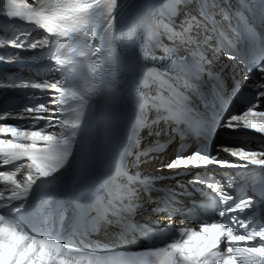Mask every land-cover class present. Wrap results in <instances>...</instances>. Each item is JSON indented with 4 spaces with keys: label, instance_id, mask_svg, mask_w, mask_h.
I'll return each instance as SVG.
<instances>
[{
    "label": "snow or ice",
    "instance_id": "6c2138e0",
    "mask_svg": "<svg viewBox=\"0 0 264 264\" xmlns=\"http://www.w3.org/2000/svg\"><path fill=\"white\" fill-rule=\"evenodd\" d=\"M182 3L184 0H173L167 15H177V5ZM125 6L124 0H33L31 3L28 0H0V15L34 26L21 33L23 39L19 42L12 40V45L23 49L42 50V54L47 53L46 58L51 61L49 70L61 74L60 79L51 82L45 80L42 83L20 85L39 89L41 93L46 90L51 92L52 98L48 103L55 107H48L45 103L25 107L20 118L29 119L31 123L28 125L0 122V184L4 185V188H0V264H264V222H259L253 215L246 213V210L254 208L253 200L241 198L237 203L219 181L203 179L200 174L189 183L206 185L215 193L216 198L205 206L203 218L185 212L173 224L170 214L168 228L176 235L163 247L131 251L92 242L80 248L57 237L38 235L29 226L31 198L41 189L54 187L80 157L82 137L88 121L86 109L102 93L107 92L118 98L117 76L102 68L101 54L112 53L115 63L122 62V58L116 54L114 29ZM219 7L218 0H198L200 17L208 24H203L190 13H186L185 20L181 21V30L160 22L161 27L168 33L167 39H179L185 47L192 48L190 55L195 58L196 65L193 75L198 76L205 72L204 65L211 63L201 50V42L194 34L195 29L203 27L208 31V25H211L212 31H220L223 36L222 30L215 26V15L212 11ZM236 15L240 19L244 18L242 13ZM223 18L231 19L227 14ZM134 31L132 29L129 32V38H132ZM249 34L255 43L258 39L257 33L249 28ZM211 39V36L206 35L203 45L211 47ZM220 47L223 45L218 42L215 50ZM164 51L170 63L183 64L185 58L177 57L174 47L164 45ZM226 55L228 60L234 62V68L237 63L247 65L251 62L239 52ZM164 58L153 56V61ZM258 71L261 81H264V63ZM149 74L159 78L158 72ZM207 74L210 79H218L220 75L211 71ZM245 79L253 77L246 76ZM2 86L4 85L0 84ZM182 86L185 90L202 95L187 74ZM169 87L168 98L161 97L159 93L151 101L142 96L135 97L137 115L131 130L134 148L139 147L140 130L158 124L161 120L175 122L177 127L173 131L178 132L181 137L184 131L180 125L183 124L187 131L209 142L218 129H244L264 137V110H258L262 103L261 98L264 97V82L248 85L251 92L241 97L248 105L246 110L239 114L231 109L223 112L212 111L210 117L197 113L184 92L174 85ZM213 91L215 92V88ZM157 100L158 103L152 102ZM204 106L206 109L209 107L207 101H204ZM148 107L158 113L154 120H148ZM161 112L165 114L160 115ZM24 113L29 115L25 116ZM33 113L35 115H31ZM42 113L50 115H41ZM193 114L198 118L194 120ZM8 115L11 113L0 115V121H4ZM41 121L47 123L40 125ZM219 134L227 135L224 132ZM165 147L166 145L157 144L153 148L135 153L134 166H139L142 156H148L152 151H163ZM214 148L215 155L209 154L207 147L197 149L190 156L181 155L178 150L177 157L162 167L173 171L180 168H207L209 165L240 170L248 169L249 166L264 169V150L227 145H215ZM181 150H187L183 144ZM221 152L235 158L236 162L219 158ZM127 155H133L132 151L129 150ZM4 166L10 167L2 170ZM116 174L127 176L128 184L122 187L128 189V192L124 195L135 194L130 185H145L150 188L159 179L141 178L139 173L129 175L120 163L117 164ZM103 186L101 184L100 187ZM227 187L231 188L232 185L229 183ZM100 204L99 219H104V213L111 211L121 224L123 220L120 213L125 210L134 211L138 206L117 205L113 199H109L107 204L101 199ZM130 227L137 226L130 224ZM153 235L155 234H149L148 238L151 240ZM120 238L123 239L122 236Z\"/></svg>",
    "mask_w": 264,
    "mask_h": 264
},
{
    "label": "bare ground",
    "instance_id": "6f19581e",
    "mask_svg": "<svg viewBox=\"0 0 264 264\" xmlns=\"http://www.w3.org/2000/svg\"><path fill=\"white\" fill-rule=\"evenodd\" d=\"M163 0H124L125 2V8L123 9L122 15L118 18L116 22V27L114 29V34L116 35V41H115V49L116 54H118L121 58H123V54L121 53V43L126 36H129V32L134 29V35L138 36L139 39H146L151 37L157 33V28H161L165 33H167L166 30H164L160 22L163 21L164 23H167L165 19L160 20V22L156 21V19H159V8L161 5V2ZM173 0H168V3ZM28 2H33V0H28ZM1 17V16H0ZM180 19L179 22H176V27L178 30H181V19L182 17H178ZM31 27H27L25 25H5L0 24V37L2 38V43L0 44V50H3L5 52H0V57L3 59H7L10 62L14 61H21V60H30L33 62H41L42 59L46 56L45 53L42 54V50L36 49H23V48H17L14 47L11 43L12 40H17V42L21 39H23V36L21 35L22 32L26 31ZM198 31H201V27L198 29H195L194 34L197 35ZM168 34V33H167ZM35 35V32L33 33ZM31 39V37L29 38ZM179 39L175 40L174 42H178ZM95 43V42H94ZM190 51H192V48L189 46L188 48ZM102 55V68L107 69L110 72H113L116 74L118 79L117 84V92L120 93L122 79L124 76V69H123V59L121 63H115L112 59V53L104 52ZM15 78L19 79L20 85L24 83H29L30 79H34L38 83H42L45 80L48 81H54L55 79H60L61 74L60 73H52L49 68H46L44 71H35L32 72L28 69H21L17 72H15ZM19 85V86H20ZM31 88V87H29ZM22 93H8L12 94L13 96L25 99V101L28 102L29 106H36L40 103H45L48 107H55V105H52L48 103L51 98L52 94H46L41 93V91H29L28 88H26ZM38 97V98H37ZM123 102L121 98L118 95V98L113 97V95L105 92L98 96H96L92 103L89 105V107L86 109L87 118H88V130L90 133L89 139L87 141L86 147L80 148V157L76 161V163L73 164L72 169L66 173L64 176H62L59 181L57 182V185L63 186L64 184V192L65 197H60L58 208L61 209V214L64 216V219H72L74 216L76 210L75 206L73 204L74 199L77 197L78 192H74L76 189L75 187L79 186L80 180H85L84 182H90L91 186H88V189L90 188V197H95L96 195L99 196L98 202L99 207L96 210H93L89 212V216L91 217L92 225H98L99 233L106 234L105 236H109L110 234H113L118 229V217L116 215H113L111 211L104 213V219L98 218V212L101 211V204L100 200H103L104 204L108 203L109 199H113L114 202L117 205H138L135 207L134 211H127L129 212L128 216H132L134 218H143L142 220H147L151 218V212H153L152 208H154V203L156 202L153 195L148 196L147 198L142 197L140 192L135 191V194L131 195H124L128 192V189L123 188L122 186L127 185L123 177H120L118 182H116L113 185V189H110V186L107 191H103L102 189H99V191L94 194V191L98 189L99 187V179L101 178V171L105 170L102 166V159H101V148L97 147L98 139L100 136L101 131L105 127H109L112 122L114 121L116 114L118 111H121L123 108ZM125 107V106H124ZM35 115V113L31 114ZM41 115H50L49 113H42ZM44 124L47 123L46 121H41ZM40 122V123H41ZM31 121H28L27 119H21L20 116H16L15 119L8 123L11 125H28ZM58 130V129H56ZM155 130H159L156 129ZM167 136H161L158 138V135H154L153 133H150L149 135L144 136L145 139L140 138V143L138 148H134L133 157H135V153L141 152L146 149L153 148L157 144H161L163 140H165ZM173 150L174 146L173 144L165 148L163 153H160L159 151H152L148 156H142L141 159V169L146 168L148 165L149 158H155L159 157L156 156L157 154L162 155L163 157H166L168 159H171L173 157ZM93 156V157H92ZM132 164H130L131 168ZM6 167V166H4ZM110 168H107L105 171L108 173L107 170ZM139 169V168H137ZM135 170L134 172L140 173L139 170ZM72 181L74 184L72 187H66V181ZM79 181V182H78ZM171 186V185H167ZM66 187V189H65ZM0 188H4V185L0 184ZM80 188V187H78ZM77 191H80L78 190ZM135 190H140V188H134ZM7 195V193H5ZM95 195V196H94ZM96 196V197H98ZM59 197V196H58ZM139 197V198H137ZM32 200V198H31ZM80 211V210H78ZM121 217V215H120ZM95 218V219H94ZM116 219V220H115ZM111 222V223H109ZM103 237V234L100 235V237Z\"/></svg>",
    "mask_w": 264,
    "mask_h": 264
}]
</instances>
